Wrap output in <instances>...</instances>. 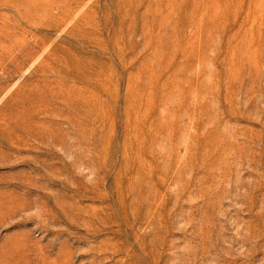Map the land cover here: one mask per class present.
Returning <instances> with one entry per match:
<instances>
[{
  "label": "rangeland",
  "instance_id": "rangeland-1",
  "mask_svg": "<svg viewBox=\"0 0 264 264\" xmlns=\"http://www.w3.org/2000/svg\"><path fill=\"white\" fill-rule=\"evenodd\" d=\"M0 264H264V0H0Z\"/></svg>",
  "mask_w": 264,
  "mask_h": 264
}]
</instances>
